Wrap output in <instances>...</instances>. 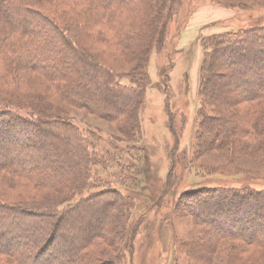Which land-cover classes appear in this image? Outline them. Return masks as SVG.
<instances>
[{"label": "rangeland", "instance_id": "rangeland-1", "mask_svg": "<svg viewBox=\"0 0 264 264\" xmlns=\"http://www.w3.org/2000/svg\"><path fill=\"white\" fill-rule=\"evenodd\" d=\"M36 1L34 8L55 20L74 54L100 66L133 96L117 117L107 113L105 119L72 104L69 82L51 78L53 70L32 73L19 63L8 68L5 60L19 55L17 35L2 44L0 103L29 119L56 118L74 126L77 135L72 134L70 144L62 135L57 145L64 161L81 167L56 191H35L29 179L0 172V198L44 211L57 206L69 210L99 193H107L99 203H118L112 212L100 207L93 214L86 208L76 211L75 222L60 228L56 255L47 261L64 258L71 245L79 247L73 232L91 235L107 221L100 238L83 250L85 263L80 264H264L262 247L210 240L190 206V196L201 190L233 191L249 183L264 191V101L226 107L227 99L203 93L202 76L205 42L213 35L264 25V0H181L164 39L160 31L166 0H139L109 9L100 0ZM32 39L25 38L22 50L32 48ZM85 70L79 66L72 73ZM217 81L225 83L219 75L212 76L210 88ZM222 109L236 115L233 123L240 128L219 137ZM83 149L86 153L80 152ZM115 191L121 192L118 201ZM66 201L69 206H63ZM40 226L24 237L43 236L41 249L51 236ZM133 228L138 231L135 251L123 257L124 235ZM0 264L18 260L0 256Z\"/></svg>", "mask_w": 264, "mask_h": 264}, {"label": "trees", "instance_id": "trees-1", "mask_svg": "<svg viewBox=\"0 0 264 264\" xmlns=\"http://www.w3.org/2000/svg\"><path fill=\"white\" fill-rule=\"evenodd\" d=\"M137 1L139 0H100L102 6L107 9L113 5H126ZM36 2V0H0V50L4 51V48H1L2 44L8 42L12 35H17L21 40L16 43L19 44L18 48L13 44L19 55L12 60H5L8 68L19 63L22 68L32 73L39 74L47 69L53 70V73H49L51 78L55 80L65 78L66 83L69 82L67 94L72 104L99 113L105 119H108L107 113L110 116L115 114L114 117H117L120 109L130 104L132 93L127 94L125 92L127 89H123L121 83L110 77V74L102 72L100 66L97 67L81 55L74 54L76 50L74 51L72 45L68 44L60 33L55 20L34 8ZM180 7L181 0H166L160 31L163 39L178 16ZM25 38L35 39H32L35 43L31 49L22 50L25 43H28ZM11 48L12 46L9 48L10 51L13 50ZM205 48L207 54L202 66L203 81L206 80L204 94L213 99H227L224 103L226 107L252 105L264 101V25L213 35L205 42ZM79 66L87 71L76 72L74 75L72 70L79 69ZM72 74L74 77L71 76ZM103 74L106 76L102 77ZM217 75L225 80V83L217 81L216 85L210 88V77L216 78ZM213 106L217 108L215 104ZM224 111L227 112L228 109ZM222 114L225 117L221 121L222 127L216 129V134L222 137L230 132L239 131L240 127L236 128V124L233 123L236 115L227 114L223 109ZM260 124H264L263 118ZM74 129V126L66 125L56 118L29 119L0 103V172L15 179H29L35 191L59 190L64 186L61 181L68 178L72 172L78 171V166L81 167L79 162L64 161L62 152L60 153L61 148L57 145L62 135L70 144V138L77 135ZM73 148L76 151L79 149L78 146ZM80 152L86 153L84 149ZM87 156L90 157L89 152ZM85 161L86 154L83 158V162ZM113 193L118 201L117 196L119 197L121 192ZM105 194L107 193L93 195L94 198L88 200L90 205L87 204L88 202L84 204L82 202L76 207H70L69 210L63 208L60 210L57 206L58 208L53 207L52 211H44V207L40 208L39 205V207L29 206L28 202H8L0 198V256L16 258L18 264L85 263L80 255L100 238L107 221L91 235L73 232V239L80 245L77 248L71 245V248L64 252V258H56L54 261H47V258H54L56 255V250L53 251V248L62 233L59 232L60 228L75 222L76 211L86 208L90 209L88 214H93L99 207L107 208L110 212L116 208L118 205L116 201L99 203L100 196ZM190 199V206L196 212V217L202 219L198 218L197 222L204 228L210 240H234L244 242L248 246L264 248V191H259L248 183L245 187L241 186L233 191L201 190L190 196ZM67 202L62 203L63 206L67 204L69 206L70 203ZM83 205L84 207H81ZM66 211V216L60 215ZM39 225H45L47 230L43 234L48 233L47 235L51 236L45 242V247L41 249L39 245L43 241V236L32 240L24 237L31 228L36 229ZM3 228L5 230H2ZM234 230H238L237 233ZM66 231L71 232L72 229ZM137 234V228L129 229L125 233L123 257L133 255Z\"/></svg>", "mask_w": 264, "mask_h": 264}]
</instances>
